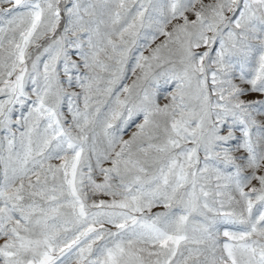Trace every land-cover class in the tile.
I'll return each mask as SVG.
<instances>
[{
    "label": "snow or ice",
    "instance_id": "snow-or-ice-1",
    "mask_svg": "<svg viewBox=\"0 0 264 264\" xmlns=\"http://www.w3.org/2000/svg\"><path fill=\"white\" fill-rule=\"evenodd\" d=\"M0 264H264V0H0Z\"/></svg>",
    "mask_w": 264,
    "mask_h": 264
}]
</instances>
